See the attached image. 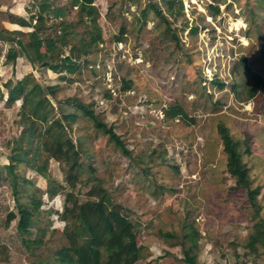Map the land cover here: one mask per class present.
Wrapping results in <instances>:
<instances>
[{
  "label": "rangeland",
  "instance_id": "1",
  "mask_svg": "<svg viewBox=\"0 0 264 264\" xmlns=\"http://www.w3.org/2000/svg\"><path fill=\"white\" fill-rule=\"evenodd\" d=\"M154 1L96 0L92 7L99 43L82 59L79 74L65 76L64 82L28 65L13 44L16 40L0 42V264H55V254L65 247L58 215L63 213L68 174L63 164L46 155L37 173L15 168L21 181L32 183L20 202L31 197L42 203L28 234L21 237L16 230L17 206L5 166L22 129L18 114L22 101L8 103L6 96L8 88H21L22 80L26 88L41 93L45 86H58L56 96L64 113L78 117L67 133L77 145L80 165L75 191L84 198L92 185L99 184L109 202L134 223L135 244L144 257L134 264H183L177 245L191 237L197 264H264V242L247 244L254 231L264 229V68L256 41L264 30V15L251 0H179L178 16L167 17L159 0ZM31 2L0 0V29L31 32L5 19L9 13L28 20L25 9L36 6ZM50 2L62 6L66 0ZM149 5L159 16L146 9ZM46 19L48 26L55 24ZM164 20L174 41L169 31L165 33ZM72 22H77L73 11L68 23ZM192 26L196 31L187 37ZM119 28L124 31L116 44L112 37ZM76 30L79 34L84 29ZM50 49L47 42L40 51ZM242 60L263 79L258 94L246 103L241 101L247 85ZM73 98L90 106L93 115L111 128L127 155L65 106ZM49 102L56 117L58 107L51 98ZM168 107H179L191 119L189 126L162 117ZM217 126L236 142L250 188H258L257 213L244 202L243 191L233 189V178L224 171ZM57 188L62 190L50 200L47 190ZM10 213L16 220L8 223ZM36 241L39 244L33 246Z\"/></svg>",
  "mask_w": 264,
  "mask_h": 264
},
{
  "label": "trees",
  "instance_id": "2",
  "mask_svg": "<svg viewBox=\"0 0 264 264\" xmlns=\"http://www.w3.org/2000/svg\"><path fill=\"white\" fill-rule=\"evenodd\" d=\"M30 1L36 6L25 9L28 20L14 17L9 13L6 14L5 19L10 24L21 29H30L31 32L26 34L7 32L1 28L0 42L10 44L13 43L12 39L16 40L13 44L28 65L56 74L62 82H64L65 76L72 77L74 74H79L84 65L81 64L82 59L91 54L96 44L99 43L98 18L92 7L96 0H66L62 6L53 5L50 0ZM213 1L215 2V0ZM251 1L253 7L260 9L261 15H264V0ZM156 2L157 0L154 1L155 4H157ZM159 2L167 17L178 16L179 0H159ZM35 7H37L36 10H34ZM146 9L159 16L160 12L153 6L149 5ZM72 11L77 19L76 23H68ZM214 11L218 12V9L214 8ZM46 17L52 19L55 24L48 26ZM140 18L144 19L142 12H140ZM251 22L254 26L253 18H251ZM165 23V33L169 31L168 37L174 41V36L170 32L172 29L169 28L167 22ZM77 27H82L84 30L78 34ZM254 28L257 29L258 26L255 24ZM123 31V28L117 30V35L112 37L113 43L117 44L121 41ZM195 31L196 26H192L187 37H192ZM21 38H25L26 41L23 43L20 41ZM256 41L259 47L258 54L264 68V30L256 38ZM47 42L51 43V49L41 52V45ZM12 58L17 59L14 52H12ZM242 66L247 78V85L241 101L246 103L258 94L257 92L263 85V79L251 72L246 67L244 60H242ZM22 81L21 88H8L6 96L8 103L22 101L18 112L22 119V129L19 138L11 148L12 156L9 163L5 166L8 181L11 184V195L17 206V233L21 237L28 234L33 221L40 215L39 209L42 203L40 199L35 200L31 197L26 198V203L20 202L24 192L28 190L27 187L32 183L21 181L16 169L21 166L37 173L42 155H46L51 160L63 164L65 174H68L65 180L68 191L64 195L63 213L58 215L60 222L63 223L62 236L65 247L55 254V264H134L144 260L142 248L135 244L134 223L122 213L119 206L109 202L107 194L99 187L96 180L93 179L92 183L95 182L96 185H92L85 192L84 198L75 191L76 185L79 183V175L76 170L80 168V165L76 162L78 158L77 145L67 133L76 123L78 117L74 113H64V105L57 100L56 96L60 88L58 86L41 87V91L44 92L41 93L36 88L33 90L26 88V81ZM214 84L219 91L223 87L221 84ZM231 89L234 91L235 86H232ZM48 97L58 107L56 110L59 112L56 117ZM65 106L77 111L81 118L90 123L93 132L105 138L107 143L113 145V148L120 154L127 155L119 137L113 134L111 128H106L97 116L93 115L90 106L76 98L67 101ZM162 117L166 120L177 119L184 126H189L191 122L190 118H185L179 107L165 108L162 110ZM215 132L221 144V153L224 156V171L233 178V189L242 190L244 202L257 213L254 200L258 188H250L248 172L240 162L239 153L236 151V142L219 126L215 127ZM244 152L247 153L246 150ZM89 172L93 174L94 171L89 168ZM58 190L62 189H49L46 195L51 200L57 195ZM15 220L16 217L10 213L7 222ZM247 240L248 246L258 240L261 243L264 242V229L254 231ZM192 243V237L182 238L177 245L181 249L183 264H197V256ZM38 244L39 242L36 241L33 246ZM261 245L259 244V246Z\"/></svg>",
  "mask_w": 264,
  "mask_h": 264
},
{
  "label": "crops",
  "instance_id": "3",
  "mask_svg": "<svg viewBox=\"0 0 264 264\" xmlns=\"http://www.w3.org/2000/svg\"><path fill=\"white\" fill-rule=\"evenodd\" d=\"M2 8L0 7V10H1ZM2 11V10H1ZM10 24V23H9ZM11 26H14V24H10ZM15 28H17V26H14ZM14 31V30H13ZM15 32V31H14Z\"/></svg>",
  "mask_w": 264,
  "mask_h": 264
}]
</instances>
